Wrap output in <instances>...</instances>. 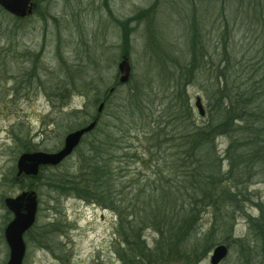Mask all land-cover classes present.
<instances>
[{
  "label": "rangeland",
  "instance_id": "374dc122",
  "mask_svg": "<svg viewBox=\"0 0 264 264\" xmlns=\"http://www.w3.org/2000/svg\"><path fill=\"white\" fill-rule=\"evenodd\" d=\"M35 1L36 12L25 19L0 8V264L9 259L4 230L14 217L5 199L27 191L37 194L39 209L24 235V264H123L118 215L67 196L54 184L76 176L80 152L94 142V134H111L121 143L116 166L123 169L126 193L138 183L146 184L142 190L148 193L151 184L157 190L168 181L173 194L184 192L176 204L188 213L186 191L192 188L186 187V176L198 164L191 158V165L178 167L171 152L177 157L191 149L183 140H171L185 132L177 126L183 119L195 126L212 124L214 117V124L223 121L227 110L217 115L215 106L224 101L246 105L239 113L248 116L212 146L234 196H221L217 209L200 207L196 235L201 238L214 226L219 243L197 264H211L220 245L228 248L221 264H264V0ZM124 56L132 69L130 84L105 102ZM117 103L134 114L122 131L109 117V107ZM97 116L96 132L64 163L43 169L37 178L17 177L21 155L56 153L68 134ZM159 134L164 144L157 151ZM252 143L257 155L242 154L239 148L251 149ZM233 159L243 163L233 167ZM143 235L148 248L158 246L157 232L145 229ZM193 244L184 242L183 257L168 264H192Z\"/></svg>",
  "mask_w": 264,
  "mask_h": 264
},
{
  "label": "trees",
  "instance_id": "16d2710c",
  "mask_svg": "<svg viewBox=\"0 0 264 264\" xmlns=\"http://www.w3.org/2000/svg\"><path fill=\"white\" fill-rule=\"evenodd\" d=\"M222 76L225 77V75ZM114 87V93H117V90L118 92L121 91L119 88L125 86L117 84ZM121 93L119 97H121ZM113 94H107V99L104 101L107 102ZM138 94L140 93L138 92ZM135 105V102H131L132 109H135ZM118 106L122 107L123 105L117 103L113 108L109 107V117L117 121L114 127L122 131V128H129L131 124L126 123L127 118L131 117L132 119L134 114L128 113L123 106L124 114L122 115L118 110ZM223 108L227 110V114L224 120L217 124H214L215 117L212 124L207 123L202 126L188 124L183 119L177 126L179 129L182 127L185 132L179 133V136H174L171 140L173 142L183 140V145L187 144L191 149L182 151L185 152V155H188L184 159L180 157L182 152L177 157H175L176 153L171 152L172 160L175 161L178 167L183 166L184 169V167L191 165L192 159H195L198 164V166L191 165L190 175L186 176V180L190 183L186 187L192 188L191 191H186V195L191 202L188 213V207L184 208L176 204L183 197L184 192L180 188L177 193L173 194L170 191V186H168V181L166 187L159 186L157 190L155 189V183L151 184L152 187L148 193H144L142 190L146 184L138 183L133 187V192L126 193L125 183L121 177L123 169L116 166L117 163H121L115 152L118 148L120 149L121 143H116V138L111 134H106L110 128L109 124L102 131L103 135L106 134V137L94 134V142L80 152L76 176L74 178L66 176L64 178L66 181L56 183L54 186L67 196H74L88 204H96L104 209L112 210L118 215V238L121 241V246H124L123 249L118 251L121 263L168 264L172 259L183 257L182 252L187 248L184 247L183 243L189 239V241L193 240L195 244L192 246L190 258L187 257L191 259L192 264H197L219 243L215 236L214 226L201 238H198V234L196 235V222L200 207L210 205L217 209L221 196H234L232 188L223 183L224 176L220 174L219 160L212 146L215 139L227 135L226 133L230 131L235 122L245 120L244 117L248 116L244 112L239 113V111L246 109V105L235 106L231 104L226 106V101H224V103L215 106L216 110ZM183 113L187 118L189 114L184 108ZM216 114L220 115L221 110ZM154 140L157 141V151H159L164 144L161 134L156 136ZM249 146H252V148L241 146L239 148L241 153L249 157L256 156L257 154L253 149L257 145L252 143ZM177 147L180 148V146H175V148ZM231 150H233V145L230 146ZM161 154V152L156 153V156L161 157ZM167 155L168 152H165L163 157L167 159ZM242 163L240 160L233 159L232 166ZM156 165L160 164L156 163ZM175 195H177V199L174 202ZM121 196L122 199L119 200ZM225 222L222 225L225 229H228ZM145 229L153 230L160 235L156 248H148L143 235Z\"/></svg>",
  "mask_w": 264,
  "mask_h": 264
},
{
  "label": "water",
  "instance_id": "95a60500",
  "mask_svg": "<svg viewBox=\"0 0 264 264\" xmlns=\"http://www.w3.org/2000/svg\"><path fill=\"white\" fill-rule=\"evenodd\" d=\"M0 7L7 13L18 17L27 18L31 16L36 5L31 0H0ZM120 72L119 84L124 85L131 77V66L125 58L118 66ZM114 89L110 90L113 93ZM196 107L201 116L205 115L201 101L198 99ZM105 108V103L98 107L100 115ZM98 125V120L93 121L86 127L80 128L68 134L64 146L56 153H24L17 163V177H37L42 167H57L69 158L80 146L83 138L93 132ZM7 209L13 213L14 219L5 228V239L10 250L7 264H24L27 246L24 241V234L36 223L39 201L34 191L23 192L16 198L5 200ZM228 255V248L224 245L217 246L211 255V264H221Z\"/></svg>",
  "mask_w": 264,
  "mask_h": 264
},
{
  "label": "flooded vegetation",
  "instance_id": "af4514ba",
  "mask_svg": "<svg viewBox=\"0 0 264 264\" xmlns=\"http://www.w3.org/2000/svg\"><path fill=\"white\" fill-rule=\"evenodd\" d=\"M36 3V2H35ZM37 4V3H36ZM37 8H38V4H37Z\"/></svg>",
  "mask_w": 264,
  "mask_h": 264
}]
</instances>
